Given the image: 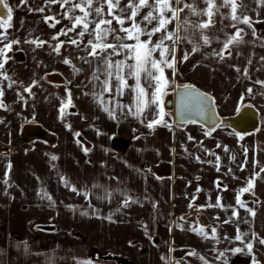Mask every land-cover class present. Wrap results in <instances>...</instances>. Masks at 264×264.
<instances>
[{"label":"crops","instance_id":"0c3cea01","mask_svg":"<svg viewBox=\"0 0 264 264\" xmlns=\"http://www.w3.org/2000/svg\"><path fill=\"white\" fill-rule=\"evenodd\" d=\"M184 2L197 10L207 7L204 0ZM240 2L244 7L238 12L251 18V27L236 24V28L244 30L243 43L223 49L235 34V22L230 18L231 8L222 7L223 0H215L219 12L212 17L213 26L203 31L210 38L209 44L204 45L201 32L191 26L187 32L181 30L180 35L188 39L175 45L176 73L173 75L168 68L164 72L170 81L166 94L176 86L192 85L213 97L221 117L236 114L245 104L252 105L258 111L259 131L241 134L242 140L226 124L217 125L206 136L204 133L210 130L197 122H177L173 112L170 118L164 117L171 128L158 125L149 129L146 125L158 114L159 106L153 105L146 115L137 117L132 114L135 93L131 87L123 95H118L115 87L111 92L103 91L106 79L112 85L116 82L106 76L102 61L88 55L90 46L86 45L92 36L86 33L80 37L82 29L78 27L67 36L52 39L61 29L72 27L73 21L65 16L70 5L61 8L59 3L46 0H27L21 5L20 0H7L13 13L11 27L6 31L9 40H19L11 52H20V59L9 56L2 70L11 80L0 76L2 99L8 106L7 110L0 109V142L11 144L26 123L41 124L56 134V141L50 145L35 139L0 153V264H119L99 257V253L113 251L133 264H205L200 256L207 264H252L253 256L264 264V245L252 237L256 233L264 238V87L255 83L264 81V4L258 5L256 0ZM126 4L127 0H121V6ZM103 7L104 18L111 19L107 6ZM39 8L44 11H36ZM74 14L83 15L79 9ZM45 17L54 19L46 23ZM185 17L195 23L208 19L206 15H191L188 9L181 13V19ZM89 19L99 18L92 15ZM56 20L60 23L50 27ZM129 23L126 20L125 26ZM112 26L120 27L115 21ZM89 27L94 28V24ZM175 28L176 22L169 25V31ZM72 39L79 46L71 44ZM30 40L45 43L36 47L25 42ZM107 42L116 43L112 36ZM164 43L172 45L171 41ZM57 44H61L59 54L54 51ZM194 46L198 51L192 52ZM221 52L223 59L215 55ZM185 54L189 55L186 61ZM153 56L159 59V52ZM65 58L71 64L63 63ZM110 58L123 60L124 55ZM73 66L81 70L74 72ZM50 72H58L64 82L47 80L45 76ZM94 72L99 80L94 78ZM127 80L130 86L135 85V79ZM11 81L15 83L9 87ZM33 81L37 83L33 85ZM142 85L148 88L143 80ZM28 86L31 94L24 91ZM248 88L253 89L252 94ZM69 92L71 105L61 120V102L67 103ZM165 95L161 97L162 107ZM104 108L112 111L115 118ZM77 132L79 136L88 135L82 137L89 147L76 138ZM84 148L89 149L87 154ZM53 155L56 160L51 159ZM160 161L171 163L170 176L158 177L146 167ZM6 172L7 185L3 183ZM253 177L252 191L240 193ZM45 193L54 202L51 206L48 199H42ZM237 194L245 207L237 204ZM218 197L221 206L208 207L215 205ZM190 203L193 207H189ZM74 206L80 213L75 222H69ZM50 224L55 229L44 227ZM193 228H203L207 238L197 235ZM238 233L241 240L235 239ZM124 238L128 247L119 244ZM249 241L253 243L252 253L245 247ZM236 248L241 251L235 252ZM193 250L198 255H188Z\"/></svg>","mask_w":264,"mask_h":264},{"label":"snow or ice","instance_id":"6c2138e0","mask_svg":"<svg viewBox=\"0 0 264 264\" xmlns=\"http://www.w3.org/2000/svg\"><path fill=\"white\" fill-rule=\"evenodd\" d=\"M207 7L203 10H197L193 7L192 4L185 3L184 0H127V4L125 6H121V0H79L77 3H72V0H46V3H59L60 7L63 8L65 5H70L65 16L72 20V27L65 30L61 29L60 33L57 36H53L52 39L56 40L59 35L67 36L69 32L76 30L80 27L82 30L79 31L78 35L80 37H84L86 33L93 37V39H89L86 47L90 46V51L88 55L98 60L102 61L105 65V74L109 78H114L115 84H110L109 80H105L103 82V91L111 92L113 87H115L116 93L118 95H123L124 90L126 88L131 87L133 93H135L134 97V107L135 111L132 113L134 116L140 117L142 115L147 114V110H149L153 105L159 106V112L156 116L147 123V127L149 129H153L155 126L162 125L165 127L171 128V125L164 119L166 113L163 110L161 105V97L166 94V89L168 88L170 81L169 78L165 75V68L171 69L173 75L176 73V59H175V45L179 43L182 39H188L187 36H181L180 32L183 30L184 32L188 31V26H191L192 29L198 30L201 32L200 39H202L204 45H208L210 42V38L207 35L203 34V31L213 26L212 17L215 13L219 12V7L216 5L215 0H204ZM21 5L26 4L27 0H20ZM256 3L264 4V0H256ZM94 4H101V6H94ZM103 5H106L107 15L111 17V19H105V8ZM182 5V7L180 6ZM222 7H230L231 13L230 18L235 23L232 25L235 28V34L232 35L224 44L223 49H229L230 45H238L244 42L243 29L236 28V24L243 23L251 27V18L247 15H242L238 12L239 9H242L244 5L240 2V0H223ZM0 9H6V13L4 11H0V29H5V31H0V43L3 44V47H0V76L3 77L4 80H11V78L2 70L5 68V64L10 57L7 55L8 52L12 50V46L14 44H18L19 40H9L6 28L11 27L9 21L12 19L13 9L7 3V0H0ZM79 9L82 16L75 15L74 10ZM147 9L146 13H143L142 10ZM188 9L191 15L194 16H202L206 15L208 17L207 20L201 21L199 23H195L187 19L186 17L181 19V13ZM32 11V9H29ZM36 11L43 12V8L36 9ZM7 15V20H4V16ZM94 15L99 18L97 20H90L89 17ZM54 17H45V22L48 20H53ZM129 21V26H125V21ZM113 21L118 24L120 27L117 29L113 27ZM173 22H176V28L174 31H169V25ZM60 23L59 20H56L55 23L51 24L50 27H55L56 24ZM90 24H94V28L89 27ZM143 24V27L141 26ZM149 26H151L149 28ZM119 33H123L120 35ZM161 34L159 39L154 41L153 37L156 34ZM255 30H253V35H255ZM112 36L116 43L107 42L108 37ZM146 37V39H141V37ZM171 41L172 45H166L165 41ZM124 41H133V43H126ZM6 42V43H5ZM26 43H32L36 47H41L45 42L39 40H30L25 41ZM71 44L77 45V41L72 39ZM63 43V42H61ZM61 44H57L54 48V51L59 54ZM110 50V51H109ZM198 51V47L194 46L192 48V52ZM159 52V59L153 56V53ZM123 54V60H113L110 57L119 56ZM169 55H171V59H169ZM215 55H219L221 59L224 58L223 53H215ZM228 55H231V52H228ZM189 58L188 54H185L183 60H187ZM80 59L84 60L85 63H90L86 57H80ZM264 60V57L261 58ZM131 61V63H129ZM65 64H71V61L67 58L63 60ZM249 63L251 61L249 60ZM74 72H79L81 69L73 66ZM98 71V70H97ZM237 72L240 71L239 68L236 69ZM244 75L247 77V69L244 70ZM93 76L96 80H99V76L94 72ZM135 79V85L130 86L128 84L127 78ZM142 80L145 81L148 85L146 89L142 85ZM15 81H11L9 87L14 84ZM37 82L33 81V85ZM255 83L260 84L264 87V81H255ZM184 95L181 97L182 106L186 111H195L197 114H203L208 109V102L210 101V97L201 93L195 89L194 86L185 85L183 86ZM25 92L31 94V86L24 88ZM247 92L249 94L253 93L252 88H248ZM102 95V93H101ZM4 91L0 89V109H8V106L3 102ZM19 96V93H18ZM150 97V98H149ZM20 99H23L20 96ZM71 105V93H68L67 103L64 101L61 102L60 108V119L63 120L64 116L67 114L66 109ZM123 107V106H121ZM105 112H108L109 116L115 118L113 112L108 108H104ZM239 111V109H238ZM158 117V118H157ZM195 123V121H191ZM66 127L70 128V125H66ZM215 128H212L210 131H206L204 134L206 136L211 135ZM259 131V129H257ZM239 139H243L244 136L240 133H234ZM76 137L80 135V133H74ZM189 139H192L189 137ZM76 143H80L79 140ZM220 145H218L219 147ZM84 152L87 154L89 149L84 148ZM227 151V148H225ZM247 153V149H245V154ZM52 160H56V156L51 157ZM199 159V158H197ZM219 159V158H217ZM8 169L10 170L12 165L8 164ZM219 170V169H217ZM261 172H264V168H261ZM256 176H259V173H256ZM255 177L250 178L247 181V187L240 190V193L251 192L254 187ZM3 183L7 185L8 174L5 173V178ZM67 183V182H66ZM94 187H98L95 186ZM76 191L75 188L72 189ZM199 191V189H197ZM86 195V194H85ZM46 198L50 201L51 204H54L52 198L47 196V194L42 195V199ZM236 202L241 207H245L244 203L240 199V194H237ZM127 201L125 202V206H127ZM220 199L217 198V202L215 205L209 204L208 207H220ZM189 207H193V204H189ZM203 207V206H201ZM247 211L255 216V212L253 209L248 208ZM81 215H88L87 212H82ZM237 213L233 211V216H236ZM107 219L111 220V216L107 217ZM229 221H225L224 223H228ZM192 231L196 232L197 235L204 236L207 238V233L204 232L203 228H193ZM216 229H212V237L215 238ZM243 235H247L244 233ZM252 237L254 240H258L259 244L264 245V238L258 237L256 233H252ZM236 240H241L242 235L237 234L235 237ZM245 247L249 253L253 251V243L251 241L245 244ZM235 252H240V248L234 249ZM188 255H198L194 250L189 252ZM222 255V254H221ZM161 259H166L165 257H161ZM199 259L207 264V261L203 256H200ZM78 264H91L90 261H80ZM175 264H179V261H176ZM252 264H259V261L255 256L252 257Z\"/></svg>","mask_w":264,"mask_h":264},{"label":"water","instance_id":"95a60500","mask_svg":"<svg viewBox=\"0 0 264 264\" xmlns=\"http://www.w3.org/2000/svg\"><path fill=\"white\" fill-rule=\"evenodd\" d=\"M6 13V9H0ZM7 19V15L4 16ZM8 56H14L15 59H20V52H8ZM46 79L54 83L64 82V78L58 72H50L46 75ZM185 86V85H183ZM183 86H176L173 92L165 95L163 107L165 110L172 111L177 122L195 121L201 124L204 128L211 130L219 124H227L230 128L240 134H245L254 131L259 126L258 111L252 106L245 104L239 111L232 116L221 117L217 114L214 105L213 97L195 87L201 93H205L210 97L208 109L203 114H197L195 111H186L182 106L181 97L184 95ZM192 86V85H189ZM43 140L46 143L53 145L56 141V135L43 126L37 123H26L22 126L19 137L13 140L12 144L0 142V153H7L11 145H18L31 140ZM78 139L89 147L90 143L82 136ZM151 172L158 177H168L172 174V166L170 162L160 161L157 164H148ZM245 198V197H243ZM206 223V222H205Z\"/></svg>","mask_w":264,"mask_h":264},{"label":"rangeland","instance_id":"374dc122","mask_svg":"<svg viewBox=\"0 0 264 264\" xmlns=\"http://www.w3.org/2000/svg\"><path fill=\"white\" fill-rule=\"evenodd\" d=\"M15 37V36H14ZM14 40H16V38H13ZM15 45H18V44H15ZM174 91V89L172 90V92ZM171 112L172 111H166V116L168 117V118H170V116L172 115L171 114ZM91 116H90V118H89V120H91ZM41 125V124H40ZM42 126V125H41ZM50 132H52V131H50ZM52 133H54V132H52ZM79 133V132H78ZM55 134V133H54ZM81 134V133H80ZM56 135V134H55ZM87 134H82V136H86ZM88 136V135H87ZM17 137H19V135L17 136ZM16 137V138H17ZM77 139H78V137H76ZM85 138H87V137H85ZM13 142V141H12ZM30 142V141H29ZM12 144V143H11ZM25 144H27V143H25ZM19 145V144H18ZM11 146H14V145H11ZM17 146V145H16ZM91 156V155H90ZM146 165H148V164H146ZM72 168V167H71ZM147 168L149 169V167L147 166ZM150 171V170H149ZM69 172H72V170L71 169H69ZM79 211V208L76 206H74V208H73V210H71V212L69 213L70 214V217H69V222H75L76 221V219H75V217H76V215H79V213L80 212H78ZM44 227H47V228H54L55 229V226L54 225H52V224H50V225H45ZM125 239V238H124ZM121 239V240H119V244L120 245H123L124 247H128V242H127V239ZM114 252V251H113ZM102 254V253H101Z\"/></svg>","mask_w":264,"mask_h":264},{"label":"trees","instance_id":"16d2710c","mask_svg":"<svg viewBox=\"0 0 264 264\" xmlns=\"http://www.w3.org/2000/svg\"><path fill=\"white\" fill-rule=\"evenodd\" d=\"M227 125V124H226ZM148 165H146L147 167ZM100 258H107L116 260L119 264H133L130 260H128L125 256L115 252H107V253H99Z\"/></svg>","mask_w":264,"mask_h":264},{"label":"flooded vegetation","instance_id":"af4514ba","mask_svg":"<svg viewBox=\"0 0 264 264\" xmlns=\"http://www.w3.org/2000/svg\"><path fill=\"white\" fill-rule=\"evenodd\" d=\"M258 23L257 22H254V26L257 27ZM47 75V74H46ZM46 77V76H45Z\"/></svg>","mask_w":264,"mask_h":264}]
</instances>
